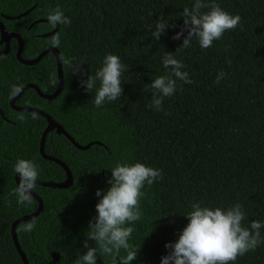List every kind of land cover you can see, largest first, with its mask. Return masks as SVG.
Wrapping results in <instances>:
<instances>
[{"label":"trees","instance_id":"trees-1","mask_svg":"<svg viewBox=\"0 0 264 264\" xmlns=\"http://www.w3.org/2000/svg\"><path fill=\"white\" fill-rule=\"evenodd\" d=\"M215 2L229 14L239 15V26L225 32L209 49H201L194 37L191 47L177 52L184 39H173L183 26L180 14L194 0H0V20L8 32L23 38L26 60L51 47L52 36L40 35L53 29L37 21L47 19L57 6L71 19L57 32L61 40L57 49L61 56L84 63V72L75 74L63 65L64 85L57 98L44 99L28 88L16 105L43 110L80 145L94 143L80 150L56 130L48 133L45 153L70 168L74 183L68 189L36 184L34 192L44 203L42 213L33 219L36 227L23 232L18 227L30 221L17 226L29 264H74L86 254V232L102 198L96 192L110 187V171L118 162H140L163 173L162 180L143 189L142 217L130 225L134 231L129 243L138 252L133 264H161L169 252L165 245L175 243L187 226L184 216L193 203L213 209L239 203L246 213L243 226L264 222V0ZM30 9L24 17L7 18ZM160 18L169 28L154 40L151 33ZM4 48L1 45L0 51ZM18 49L19 40L14 38L10 52L0 55V264H24L12 225L39 206L35 198L30 206H21L10 195L18 185L13 171L16 160L34 161L39 181L67 178L62 166L40 152L47 119L37 113L32 119L33 112H24L26 119L21 122L17 119L21 112L13 109L9 97L13 84H35L43 93L53 94L59 87L56 56L50 53L36 65H24L17 59ZM165 53L182 61V71L194 82L181 89L182 82L177 81L176 93L165 98L163 111H156L147 107L152 101L147 85L170 71L162 64ZM107 54L118 56L129 71L121 77L122 97L98 108L96 88L89 93L81 81L102 67ZM53 71L57 87L48 83ZM221 71L226 76L216 84ZM88 243L96 247L95 241ZM53 253L59 254L57 262ZM99 261L119 264L98 255ZM235 264H264V243Z\"/></svg>","mask_w":264,"mask_h":264},{"label":"clouds","instance_id":"clouds-1","mask_svg":"<svg viewBox=\"0 0 264 264\" xmlns=\"http://www.w3.org/2000/svg\"><path fill=\"white\" fill-rule=\"evenodd\" d=\"M208 9V11H202ZM183 26L173 39L184 37L181 49L191 47L195 37L201 49H209L215 41L220 40L227 31L235 30L241 21L239 15H231L224 11L215 0H194L192 7H184L180 14ZM47 21L52 29L58 25H70L71 19L64 15L59 6L49 11ZM174 28L175 25H172ZM155 30L151 36L159 40L169 28V23L160 18L154 25ZM187 32V36L184 33ZM51 47L61 46L60 35H53L49 42ZM62 64L71 69L75 74L83 73L84 63H75L74 60L61 56ZM230 63V61H228ZM163 67L168 71L165 75L158 76L147 87L152 91V101L148 108L163 111L165 98L172 97L178 90L177 81L183 84H192L182 61L175 58L174 54L165 53L162 58ZM125 71H129L120 58L113 54H107L95 74L89 75L81 81V86L91 91L96 88L94 104L103 106L121 98L123 86L121 77ZM226 76L221 71L217 74L215 83L219 84ZM60 82V81H59ZM97 82L99 87L97 88ZM48 83L57 87L58 80L55 71L49 74ZM22 92V86L13 84L9 97L14 98ZM36 119L35 113L31 114ZM17 119L23 122L26 113L21 112ZM13 171L19 175V184L10 195H15L17 204L30 206L33 201L32 193L39 179V166L32 160L17 159ZM111 177L107 183L110 187L106 192L98 190L97 197H102L96 204L97 215L89 223V231L86 232L87 240L84 242L86 254L80 255L74 264H97L98 255L103 258L112 257L119 264H133L138 252L130 245L134 228L130 225L139 221L142 217L140 200L145 194V186L151 187L156 181L163 179L162 170L154 169L143 163L128 164L118 162L110 171ZM11 206V201H8ZM184 217L188 224L179 234L175 243L165 245L169 250L168 255L162 257L161 264H235L237 259L249 251L264 243L261 238V229L264 222L252 221L248 227L243 226L246 213L243 205L237 203L227 209L202 206L201 203H193L191 211ZM36 227L35 220L23 223L18 231L32 232ZM88 240L96 242V247H90ZM124 255H121V253Z\"/></svg>","mask_w":264,"mask_h":264},{"label":"water","instance_id":"water-1","mask_svg":"<svg viewBox=\"0 0 264 264\" xmlns=\"http://www.w3.org/2000/svg\"><path fill=\"white\" fill-rule=\"evenodd\" d=\"M33 9V8H32ZM32 9L22 13L21 15L17 16V17H7L8 19H18L21 17L26 16ZM41 22H46L48 23L47 19H43V20H39L36 23H41ZM34 23V24H36ZM61 25H58L57 28H55L53 31L46 33L44 35H42L43 38H47V37H51L53 35H55L59 29H60ZM0 31H1V39H0V47L1 45H5V49L3 51H0V55L1 56H5L10 52V42L12 39L16 38L19 40V49L17 51V59L20 63L24 64V65H36L38 64L40 61H42L48 54L52 53L56 56L57 59V67H58V77H59V87L58 89L53 93V94H45L43 93L40 88L35 85V84H27L24 87H22V92L14 97L10 103L11 106L13 107L14 110L18 111V112H33V113H37L39 115H42L43 117H45L48 121V126L46 127L43 136H42V140H41V146H40V152L42 154V156L47 159V160H52L55 161L56 163H58L60 166L63 167V169L65 170L66 174H67V178L65 179V181L63 182H43V181H37V184L40 186H44V187H50V188H59V189H68L69 187H71L74 183V177L73 174L70 170V168L63 163L62 161L55 159L54 157H51L49 155H47L45 153V143H46V137L48 135L49 132L51 131H55L59 134V135H64L66 136L73 144L76 148L80 149V150H87L89 149L94 143H89L87 145H80L78 142H76V140L64 129V127L62 125H60L59 123H57L51 115L47 114L46 112H44L43 110L36 108V107H25V106H17L16 102L23 96L24 92L26 91V89L28 88H32L35 89L38 94L47 100H53L55 98H57L62 90H63V85H64V72H63V64L61 61V55L60 52L57 48H53L50 47L49 49L43 51L42 53H40L36 58L31 59V60H26L22 57V52L24 49V40L23 38L17 34V33H11L8 32L4 23L0 20ZM16 182L17 184H19V175L16 176ZM32 197L35 198L38 201V209L36 211H34L31 214L22 216L18 219H16V221L13 223L12 225V235H13V240L15 243V246L18 250V253L20 254L24 264H29V261L27 259V256L25 255L24 251L21 248V245L19 243L18 240V236H17V226L22 223V222H26V221H31L35 218H37L43 211L44 209V203L42 198L37 195L34 191L32 193ZM53 258L54 261H58L59 260V254L58 253H53ZM98 264H104L102 261H99Z\"/></svg>","mask_w":264,"mask_h":264},{"label":"flooded vegetation","instance_id":"flooded-vegetation-1","mask_svg":"<svg viewBox=\"0 0 264 264\" xmlns=\"http://www.w3.org/2000/svg\"><path fill=\"white\" fill-rule=\"evenodd\" d=\"M54 30V29H53ZM53 30H51V31H53ZM51 31H49V32H51ZM49 32H46V33H49ZM46 33H43V34H41L40 36L42 37V35H44V34H46ZM4 45V44H3ZM5 49V48H4Z\"/></svg>","mask_w":264,"mask_h":264}]
</instances>
